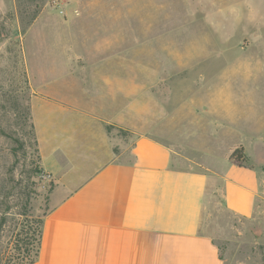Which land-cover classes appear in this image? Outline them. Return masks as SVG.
<instances>
[{"label": "crops", "instance_id": "0c3cea01", "mask_svg": "<svg viewBox=\"0 0 264 264\" xmlns=\"http://www.w3.org/2000/svg\"><path fill=\"white\" fill-rule=\"evenodd\" d=\"M111 6L71 13L75 24L59 28L78 36L64 44L43 33L42 49L60 56L50 58L46 77L30 72L40 164L55 182L32 264H223L201 231L207 192L219 188L223 209L249 218L264 199V167L230 159L247 138L228 93L199 91L181 100L169 88L219 60L215 48L202 62L192 41L172 57L163 45L173 35L182 41L183 27L145 16L141 33L129 10ZM116 30L115 40L98 42ZM64 46L77 54L63 59Z\"/></svg>", "mask_w": 264, "mask_h": 264}, {"label": "rangeland", "instance_id": "374dc122", "mask_svg": "<svg viewBox=\"0 0 264 264\" xmlns=\"http://www.w3.org/2000/svg\"><path fill=\"white\" fill-rule=\"evenodd\" d=\"M127 1L126 5L115 4L129 10V14L135 17L136 29L141 33L145 27L139 19L145 16L154 25L160 16L162 21L183 27L182 41L181 35L178 38L173 35L164 43L163 46H169L168 55L174 57L180 53L182 44L193 41L194 52L203 62L215 48L214 56L219 60L207 68L201 64L200 73L192 72L186 79L173 81L169 85L171 98L177 96L184 100L187 94L199 91L228 93L231 107L241 114V130L247 138L241 144L250 152L249 144L253 153V160L244 164L264 167V0ZM111 3L115 5L109 0H0V105H4L3 110L0 107V127L4 130L9 127L8 132L18 127L27 133L31 131V116L27 125L22 126L33 93L30 72L38 79L46 77L51 73L46 68L51 66L50 58L59 59L60 56L53 57L52 53L42 49L45 43L43 33L54 42L62 38L64 44L66 36L68 41L78 36L74 30L66 32L59 28L75 24V19L70 18L71 13L77 15L76 10L84 9L107 10L113 8ZM155 29L156 26L152 31ZM117 34V30L102 34L98 36V42L115 40ZM64 49L65 46L61 50L63 59H69L66 58L69 54H77ZM151 54L146 57L150 58ZM233 70H240L242 75H236ZM186 73L184 68L182 78ZM15 107L23 114L19 122L14 117ZM138 109L137 130L143 131L142 108ZM30 133L25 140L31 147L26 149V155H18V165L9 174L8 168L13 162L9 153L10 142L0 133V190L2 181L9 176L22 181L19 187L27 181L31 165L36 161L32 155L34 144ZM113 133L121 139L129 135L122 129H114ZM38 165L41 167L40 162ZM30 180L34 182L36 195L30 199L25 215L18 214L16 199L10 200L13 207L9 213L5 214L4 208H0V264H19L25 253L34 254L39 221L49 209L48 197L55 182L43 169L33 176L31 174ZM201 231L212 238L223 264H264V199L251 217L239 218L223 209L219 188L215 193L209 189Z\"/></svg>", "mask_w": 264, "mask_h": 264}, {"label": "trees", "instance_id": "16d2710c", "mask_svg": "<svg viewBox=\"0 0 264 264\" xmlns=\"http://www.w3.org/2000/svg\"><path fill=\"white\" fill-rule=\"evenodd\" d=\"M1 110L4 109V105H0ZM14 117L16 119V122L21 121V118H23V114H20V110L15 107L14 109ZM30 121V106L27 108V111L23 118L22 126H24V123L27 125V122ZM31 127V133L30 132H24L22 131V127H18L17 129H13L8 132L9 127H7L5 130L3 127H0V133L10 142L9 147V153L13 159L12 164L8 168V174L11 173L18 165V155H26V149L30 148L31 145H28L26 142V138L29 133L33 137V144L34 148L32 149V155L35 156V163H32L30 168V174L27 176V181L24 183L22 187H19L22 184V181L15 180L12 176H9L8 178L4 179L2 181V188L0 190V208H4L3 212L9 213L13 207L11 204L13 199H16L15 206H18V214L25 215L26 211L29 208L30 199L35 197L36 192L33 187L34 182H31L30 176L32 174L35 175L42 171V168L39 167L38 162H40V157L38 153V147H37V141L34 133V126L32 122H30ZM7 130V132H6ZM230 159L237 162L239 165H243L244 163L248 162L247 157L244 154V148L243 146H238L234 149V151L230 155ZM19 187L18 191L16 189ZM17 197H14V196ZM3 219V218H2ZM41 225H42V219L39 221V228L37 231V237H36V247L34 254L31 255V253L27 252L25 253V256H23V259L20 261L19 264H32L36 261L38 257V250L40 245V239H41ZM1 227V224H0ZM27 241V240H26ZM26 245V244H25ZM25 252V251H24Z\"/></svg>", "mask_w": 264, "mask_h": 264}]
</instances>
